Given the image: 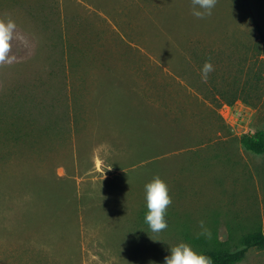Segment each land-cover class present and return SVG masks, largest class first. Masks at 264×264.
<instances>
[{
	"label": "rangeland",
	"instance_id": "374dc122",
	"mask_svg": "<svg viewBox=\"0 0 264 264\" xmlns=\"http://www.w3.org/2000/svg\"><path fill=\"white\" fill-rule=\"evenodd\" d=\"M9 18L0 264H164L180 242L237 252L264 230V155L241 143L264 131V0H217L205 19L191 0H0ZM155 176L172 197L160 233Z\"/></svg>",
	"mask_w": 264,
	"mask_h": 264
},
{
	"label": "clouds",
	"instance_id": "9594fccd",
	"mask_svg": "<svg viewBox=\"0 0 264 264\" xmlns=\"http://www.w3.org/2000/svg\"><path fill=\"white\" fill-rule=\"evenodd\" d=\"M217 0H191V15L197 19H205L212 15ZM16 29V23L11 18L0 19V65L11 64L15 56L11 55L12 40ZM214 71L211 61H206L200 76L203 83L208 82L209 74ZM111 170V169H110ZM146 207L145 223L153 233L163 232L168 228L166 220L167 210L172 204L167 183L159 176H155L145 185ZM201 232L198 235H210L205 228L204 221H200ZM153 240V239H152ZM156 242L155 240H153ZM170 255L165 256L164 264H214L213 259L199 253L186 242H180L169 248Z\"/></svg>",
	"mask_w": 264,
	"mask_h": 264
},
{
	"label": "trees",
	"instance_id": "16d2710c",
	"mask_svg": "<svg viewBox=\"0 0 264 264\" xmlns=\"http://www.w3.org/2000/svg\"><path fill=\"white\" fill-rule=\"evenodd\" d=\"M258 32L264 40V31L260 25H257ZM243 147L254 154L264 155V131L252 132L241 138ZM257 248L264 250V230L256 231L245 236L241 241V248L237 252H231L222 248L207 250L204 254L210 256L214 264H239L250 249Z\"/></svg>",
	"mask_w": 264,
	"mask_h": 264
},
{
	"label": "built area",
	"instance_id": "2783aa9c",
	"mask_svg": "<svg viewBox=\"0 0 264 264\" xmlns=\"http://www.w3.org/2000/svg\"><path fill=\"white\" fill-rule=\"evenodd\" d=\"M227 108V118L228 117H231L232 119L236 118L237 119H240L241 116H242V113H239L238 110H236L234 107H231L230 105L229 106H226ZM235 109V110H234ZM231 119V120H232Z\"/></svg>",
	"mask_w": 264,
	"mask_h": 264
}]
</instances>
